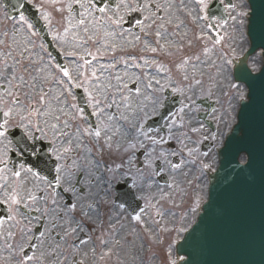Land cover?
Returning <instances> with one entry per match:
<instances>
[{
  "label": "flooded vegetation",
  "instance_id": "obj_1",
  "mask_svg": "<svg viewBox=\"0 0 264 264\" xmlns=\"http://www.w3.org/2000/svg\"><path fill=\"white\" fill-rule=\"evenodd\" d=\"M185 9L188 12V18L186 20L180 21L179 15L173 10H167L171 0H154V3H149L144 5L141 0L137 1L136 9L128 10L124 16L123 21L121 22V30L128 35L136 36L139 39L144 40L143 44V52L144 55L157 59V60H166L170 61V64H167L166 67H169L171 64L173 68L168 70L171 74L177 75L181 77L185 75L186 70L191 72H198L201 74H205L210 78H214V82L222 81L224 82V75H228L230 72V67L232 68L235 56L241 53L245 48V34H244V17H238V21L242 20L243 23L234 22L231 17L237 16L239 12H245L246 10V2L245 0H226L230 1L229 4L226 3L225 0H218L223 6L225 18L228 23L224 25L222 28L209 30L206 28V24L211 23L209 21V14L207 9L210 3L215 2L218 3L217 0H206L208 7L202 9L201 6L198 5L196 0H172ZM1 2V0H0ZM31 3L30 0H28ZM230 4H234L237 7L235 9L229 7ZM171 11V13H169ZM3 12L4 8L0 5V24L3 22ZM137 12V13H136ZM168 12V13H165ZM191 13V15H189ZM215 15L211 16L212 23L214 25H218L221 23L220 12L218 8H216ZM130 15H135L138 17V21L134 23L133 27L127 28L125 27V23L127 18ZM201 18L197 19V16ZM207 15L208 19L205 20L203 17ZM184 19V18H182ZM192 20V21H191ZM171 21V22H169ZM159 32L160 36L157 37L156 33ZM219 32L221 35H225V40L221 45L213 44L212 37ZM203 37V39H199L198 37ZM191 42V43H190ZM207 47L209 49L208 53H203V48ZM156 48V52H152L151 49ZM235 55H232V53ZM224 53H228V58L231 60V63L227 66L223 63ZM20 53H4L2 47V37L0 34V113H1V123L4 120L9 119L10 123L7 125L8 131L13 128H18L22 134L24 135L25 144L21 143L20 147H17L13 143V139L9 136L8 132L6 137H0V161H4V163H0V187L5 192V199L3 200L8 209H7V219L6 222L2 225V227H6L7 232H3L2 236L4 237V241L6 245H10L12 248H15L19 243L17 238L13 236L10 232V227L17 226L12 221V208H17L18 212L22 216H26V220L28 221V225L25 226L27 229L28 240L34 233V214L31 213V207L35 205V195L34 191L30 189V182L33 181L35 177V167L31 168L26 165L24 161V157H42L44 154H49L54 158L55 167L57 165L60 166V169H63L65 166L66 171L68 170V162H63V154L70 153L74 156L73 153L78 152L81 148L87 155H91L93 160H96V165L92 170L85 169L83 164L80 162L74 163L72 168L78 169L81 172H87V170L91 171L93 174L89 178L90 184V192L91 194L95 192L96 188L99 185L100 178L98 177V167L99 161L97 160L99 157V151L96 153H89V139L94 136V131L98 128L99 123L97 119V115L93 114V120L95 121V128H91L89 123L84 119L81 112L78 114V118L75 117L72 120H69L65 115V111L63 110V116L59 119L56 125V129H53L50 126L51 116H46L45 113L48 111L46 106L40 102L35 101V90L32 89L31 82L28 80V76L34 72L32 65L28 63V61H23L20 56L25 57L26 54ZM199 56L200 59L196 60L195 57ZM6 57V60H14V63L6 64L3 62V58ZM188 58L189 62L183 64L182 67H177L180 65L182 60ZM31 60V59H28ZM175 61L180 63L174 64ZM195 65V68H193ZM222 68V72H218V69ZM157 72V70H156ZM158 76L163 77L164 74L162 71L157 73ZM215 91V90H214ZM212 91V92H214ZM18 96L21 100L20 105H16L11 101V97ZM208 97L213 100V97L208 94ZM7 105V107L5 106ZM31 105V108L28 106ZM215 106V102H214ZM213 106V108H214ZM200 107V106H199ZM8 108L13 109L12 116L4 117L3 112L7 111ZM201 108V107H200ZM29 112L33 114L30 116ZM206 110L199 109L196 111L197 117L201 113H205ZM113 114V110L111 111ZM225 115V110L216 111V108L212 112H208L209 119L214 123V129H209L203 122H200L204 125L203 135H210L211 133H217V128L219 125V121L223 120ZM21 116L25 117V123L28 120H31L33 126L37 124L43 130L36 134L35 139H28L25 136L24 130L20 127ZM87 122V123H85ZM75 128H77L79 132V141L77 142L74 148H71V136L75 132ZM89 128V135L84 133L82 129ZM111 128V125H110ZM153 130L152 135H156V130ZM61 132L64 134L61 135ZM160 136H163L166 140V132L160 131ZM218 136V135H217ZM28 142V143H27ZM47 143V144H46ZM146 143V142H145ZM166 149H175L176 143L167 142L162 146H156L157 152L159 153L161 148ZM21 148L23 149V155H20ZM67 149V151H65ZM129 152L134 154L136 157L137 167L143 166L146 162V157L144 156V149L139 148L137 146L136 149H129ZM59 156V159H57ZM104 160L102 166L105 168H114L115 165L123 163L125 167H127V155H121L120 157H116L114 151H110L107 155H103ZM173 160V157L171 158ZM38 165L42 168L49 170L53 168L50 166V162L46 161L45 158L42 157L41 163L40 160ZM159 162L160 161H155ZM34 163H36L34 161ZM28 168H31L32 171H26ZM23 169V171H22ZM13 171H21V177L16 178L12 175ZM27 172V173H26ZM57 172V171H56ZM135 173V169H133ZM111 175L115 174L110 172ZM96 177V178H95ZM153 177V179H155ZM76 177L74 178V182ZM60 183H63V177H60ZM25 185H28L25 188ZM1 191V190H0ZM114 191V190H113ZM17 195L20 203H12L8 200L10 195ZM32 196L34 199H29L28 197ZM41 196V194H39ZM114 196V192H113ZM7 201V202H6ZM112 228L115 229V233L119 236L121 233V227L115 226L113 221L111 222ZM29 231L31 233H29ZM95 231V230H94ZM27 240L26 244L23 246L25 248L29 243ZM3 242V239L0 240Z\"/></svg>",
  "mask_w": 264,
  "mask_h": 264
},
{
  "label": "rangeland",
  "instance_id": "obj_2",
  "mask_svg": "<svg viewBox=\"0 0 264 264\" xmlns=\"http://www.w3.org/2000/svg\"><path fill=\"white\" fill-rule=\"evenodd\" d=\"M34 1L48 17V23L53 30L54 38L63 49L71 53L79 54L84 52L88 45L92 47L90 48L91 60L88 62H83V60L80 61L76 58H65L64 64L65 67L68 68L71 77V79H69V77L63 75L61 69H59L48 56L38 55V53L41 52L42 45H40V48L39 45H33L32 42H29L30 39H22L24 42L21 44L20 51L25 50L28 53H33L32 50H34L36 54L32 57L33 61H28L29 64H34V72L28 76V80L31 82V87L33 89H37L36 87L40 85L47 88L46 90L48 91L44 95V100L50 102L52 105L50 110L51 115L57 111H60L62 114L63 108H65V102L73 103L74 93L72 90L77 87V85L84 87L85 91L87 90L86 95L91 102L90 105L98 112L102 134L107 130L105 126L110 128L111 125L113 130L116 128V125L112 124L111 121L108 122L109 104L118 112V115L113 118L114 120H119V122L121 121V115L129 116V119L134 122L133 113L139 108H144L145 111L142 114L144 118L148 114L155 113L153 111L151 99H149L153 94L152 89L147 88V85L151 83L153 89H156L154 83L158 80V77L156 74L147 71V67L152 68V64L155 63V61L153 59H145L142 56H134L137 49L132 52L128 51L122 43H129L133 39L132 36L128 35L124 37L118 31L117 36L114 37L111 32L112 27L118 22L119 17L127 6L133 5V2L129 0H117L114 11L107 7H104V11H100L94 7H91V10H87V6L91 4V0ZM153 1L154 0H142L143 5L151 2L153 3ZM73 4L77 5L80 10V20H75L71 15H61L63 9L69 10V7ZM167 10L175 11L179 15L180 21L188 18V12L175 1L171 0ZM94 11L98 14L95 15ZM169 13H171V11H169ZM81 21H83V23H81ZM20 31L22 32L21 35L24 36H27L28 31L31 33L33 32L31 29H27L23 23L20 24ZM7 36L8 35H6V37ZM113 47H115V52L110 54V49ZM139 47H141V44ZM175 78L178 79L177 77ZM163 79L165 82H168L171 77H163ZM132 83L135 84V90H130L128 88ZM137 89H139V92L136 91ZM241 93L243 94V88L237 86L229 91L224 100L220 101L229 104V116L227 120H230L232 109L236 103V100H232V97L235 94L240 95ZM214 98H216L215 95ZM95 101H99L100 103L96 104ZM111 120L114 122L113 119ZM121 122L123 123V121ZM51 125H55V123L50 122V126ZM87 135H89V133H87ZM79 136V132L77 128H75V132L71 136V148L76 146L80 138ZM106 149L107 148H105L104 151ZM83 150L84 152L80 148L78 152L73 153L74 157L72 161L75 164L80 162L85 169L92 170L96 165V160H93L91 155L85 153V148ZM122 154L124 155V153ZM97 160L101 167L104 160L102 153L99 154ZM87 173L89 176L93 174L89 170H87ZM75 174L76 172H74V175ZM115 174L119 175V173ZM59 175L63 177V184L72 178V175L66 171L65 166H63ZM110 176L111 174L108 172V177ZM182 186L190 197L198 195L200 197V203L203 201V188H198L196 186L192 188L189 187L187 183ZM76 199L82 200V198L78 196L75 197V200ZM176 199L181 201L180 196H177ZM178 201H176L178 206L173 209L176 215L174 217H165L162 221V225L168 226L174 221L177 229L180 227L186 229L194 220L198 210L195 214L189 212L187 217L181 220V217L184 216L187 203L184 206H179L181 203ZM175 209H178V211ZM140 230L143 231L142 228H140ZM182 233L183 232L180 231H164V242L161 247L155 245L154 239L149 237L148 244H152L154 248H96L97 250L95 252L92 251V248H75L73 254L77 255L82 264H137L141 253L145 255L141 262L142 264H172L173 261L176 263L177 260L174 248L172 247ZM142 234L146 235L144 231L138 232L135 235L141 240L140 244L143 245L142 236L139 237ZM147 236L148 235H146V237ZM46 239L47 233L40 241L42 247L46 246ZM58 250L59 248H35L32 256L33 259L29 264H57V260L60 256ZM9 254H11V252H9ZM70 258L71 257L68 259V264H70ZM11 262L13 264H18V257L15 253L12 255L9 263L0 259V264H10Z\"/></svg>",
  "mask_w": 264,
  "mask_h": 264
},
{
  "label": "snow or ice",
  "instance_id": "obj_3",
  "mask_svg": "<svg viewBox=\"0 0 264 264\" xmlns=\"http://www.w3.org/2000/svg\"><path fill=\"white\" fill-rule=\"evenodd\" d=\"M196 2L202 7V9L208 7L206 0H196ZM21 7H23V5H21ZM229 7L235 9L237 6L230 4ZM99 10L104 11V8H100ZM189 15H191V13H189ZM245 15H247V13L239 12L237 16H232L231 19L234 22L243 23L242 20L238 21V17H244ZM199 18L201 17L198 15L197 19ZM203 18L207 20L208 16L205 15ZM19 19L21 22L26 24L29 29L33 27L32 24L27 22L23 14L19 16ZM44 19H48V17L45 16ZM81 23H83V21H81ZM227 23V19H222L221 23L218 25L211 23L206 24V28L209 30L222 28ZM156 35L159 37L160 33L157 32ZM198 38L203 39L202 36ZM225 38V35H221L219 32H216V34L212 37L214 46H222V42L225 40ZM151 51L156 52L157 49L152 48ZM208 51L209 49L207 47L203 48V53L206 54ZM69 55H75V53H69ZM232 55H235V53L233 52ZM195 59L199 60L200 57L196 56ZM222 59L225 66L231 63V60L228 58V53H224ZM188 62V58H185L182 60L180 65H177V67H182L183 64ZM193 68H195V65H193ZM61 71L63 72L64 76L71 79L68 68H62ZM222 71V68L218 69V72ZM182 82H186V86L183 84L177 85L175 87H171V91L173 93H180L184 95L187 103L181 102V106L175 112H170L168 114L167 122L162 129L156 130V135L151 134L153 131L151 128H149L146 132L143 131V124L141 121L144 120V116L142 114L145 110L144 108H139L133 113V119L135 122H132V120L129 119V116L121 115L120 120L123 121L122 126L116 127L114 130L105 126L107 131H105L103 143L100 145L101 152L107 148L109 151H116L118 153L122 152L128 157L127 167H125V164L122 161L121 164L115 165L114 168L110 167L107 169L108 172L119 173V175H111L107 179L105 185L106 197H112V193L116 184L126 186L127 191L124 193L125 199L118 204L115 203L114 199H105L104 203L106 205L110 203L114 204V206L118 209L117 215L119 218H126L130 222L134 221L137 228H142L146 235L157 240L158 235L153 236V232L158 234L160 231H186L184 227H180L178 229H169L167 225H164L162 229L160 228L161 221H163L165 217H174L176 215L175 212H173V209L178 206L176 204L177 196L181 197V204L179 206H184L187 203L184 216L181 217V220L186 218L189 212L195 214L200 208V197L198 195L195 197H190L182 186L185 183H187L189 186L192 184L191 180L186 179L190 172H185L184 169L191 166V169L198 171L200 176H203L209 170L215 171V169L212 167V164L205 162V160L209 157L213 147H220L222 151L228 146V141L231 139L229 136L224 144L220 146L215 143L217 141V133L215 132L211 133L210 135L203 136L202 138H193L194 136H198V134L204 130V125L200 123L195 116V112L197 110L195 107L196 100L193 99V97L197 96L198 90L201 89V86L203 85V79H197L195 77V73H193L191 79L189 75L185 74L182 76ZM155 83L159 85L160 81L157 80ZM77 87H79V85H77ZM233 87L236 86L233 85ZM147 88L152 89L153 94L151 97H149V99H151L153 111L155 112L158 108H163V100L159 95L156 94L157 90L153 89L151 83L147 85ZM136 91L139 92V89ZM159 91L162 92L163 88H160ZM186 93H191V95H187ZM209 95H211V92H209ZM43 99L44 97L41 96L40 100ZM239 99L244 101L246 97L241 93L239 95ZM11 101L16 105L21 104V100L18 96L11 97ZM95 103L99 104L100 102L95 101ZM5 106L7 107V105ZM28 107L31 108V105ZM108 107H112V105L109 104ZM12 114V108H8L7 111L3 112L4 117L10 118ZM32 114V112H29L30 116ZM25 119V117L21 116L20 127L23 128L25 136L28 139H35L36 134L42 132L43 130L38 124L33 126L31 120H28L27 123H25ZM109 119L111 120L112 117H109ZM9 123V119H6L3 121V123H0V137H6L8 132L7 125ZM51 127L56 129V125H51ZM82 131L84 133H89V128H84ZM160 131H165L169 140L178 143L179 147L177 150L166 151L161 148L159 153L157 152L156 146H162L167 143L164 137L159 135ZM63 134L64 133L61 132V135ZM219 134L221 136L225 135L223 132H220ZM94 136L98 138L99 142V138H101V130L97 128L94 131ZM138 136H142L143 140H138ZM209 139L213 142V144L209 146L207 151L201 152L197 145H200ZM189 144L193 146L189 147ZM137 146H139L141 149H144V156L146 157V162L141 167H137L136 157L134 154L129 152V149H136ZM65 151H67V149H65ZM20 155H23L22 148ZM172 157H176L178 162H173L171 159ZM57 159H59V156H57ZM155 161H160V165L155 166ZM0 163H4V161H0ZM133 169H135V173H133ZM166 170L171 174L172 178L170 182L166 183L165 187H161L158 183H156L153 177L159 176ZM26 171L31 172L32 169L28 168ZM56 171L57 173L61 171L59 165L56 166ZM21 174V171L12 172V175L16 178H20ZM180 177H184L185 179H180ZM55 182L57 184L60 183L59 175H57ZM0 187H3V185H0ZM154 187L156 188L155 193L151 191V189ZM67 190L68 189H66V191ZM28 198L34 199L32 196H29ZM8 200H10L12 203H20V200L15 194L10 195ZM140 202L143 203L141 204ZM70 207L72 210H75L77 205L72 204ZM73 231H75V229H73ZM81 243H86V241L82 240ZM24 259L31 260L33 257L25 256ZM172 264H175V262L173 261Z\"/></svg>",
  "mask_w": 264,
  "mask_h": 264
},
{
  "label": "water",
  "instance_id": "obj_4",
  "mask_svg": "<svg viewBox=\"0 0 264 264\" xmlns=\"http://www.w3.org/2000/svg\"><path fill=\"white\" fill-rule=\"evenodd\" d=\"M250 2L249 34L264 55V0ZM236 77L247 84L249 101L220 150L208 200L177 245L185 255L178 264H264V61L259 72L241 69ZM241 152L243 164L237 161Z\"/></svg>",
  "mask_w": 264,
  "mask_h": 264
}]
</instances>
